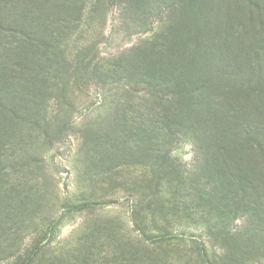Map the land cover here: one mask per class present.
I'll return each mask as SVG.
<instances>
[{"label": "trees", "instance_id": "trees-1", "mask_svg": "<svg viewBox=\"0 0 264 264\" xmlns=\"http://www.w3.org/2000/svg\"><path fill=\"white\" fill-rule=\"evenodd\" d=\"M109 7L118 10L127 36L140 19L135 33L155 31L154 40L124 56L127 76L118 78L122 88L137 90L134 73L144 68L142 84L152 102L148 123L141 125L127 120L123 103L114 102L115 120L101 134L92 131L97 168L109 173L144 164L177 178L179 166L170 157L183 142L193 151L188 176L194 198L219 215L218 231L241 215L264 216V0H0V263L51 264L45 255L53 223L44 230L31 227L39 208L33 185L6 178L19 162L36 164L31 133L44 121L42 105L50 93L61 86L72 93L90 68L87 79L99 75L95 41L75 53L66 55V49L83 19L91 25L97 20L99 28ZM99 84L105 89L107 82ZM35 172L29 169L28 179ZM142 210L138 203L130 208L138 242L185 240L173 235L162 204ZM21 232L30 239L18 247ZM189 240V257L207 260L204 245Z\"/></svg>", "mask_w": 264, "mask_h": 264}, {"label": "rangeland", "instance_id": "rangeland-1", "mask_svg": "<svg viewBox=\"0 0 264 264\" xmlns=\"http://www.w3.org/2000/svg\"><path fill=\"white\" fill-rule=\"evenodd\" d=\"M97 24V20L91 25L83 19L67 44L66 55L95 41L93 63L99 64V75L87 79L90 68L87 78L82 77L72 93L70 88L65 93L60 91L62 86L50 93L42 105L44 121L31 133L37 140L31 147L38 158L36 164H25V158H20L23 162L6 178L20 187L22 183L33 185L39 208L31 227L44 230L53 223L45 258L51 264H133L136 254V264H149L150 259L155 264H264V216L241 215L225 231H218L219 215L200 207L194 198L189 176L195 163L188 144L179 142L172 150L170 161L179 166L181 174L177 178L144 164L123 165L109 173L97 168L92 131L101 134L115 120V101L123 103L124 116L134 125L148 123L152 98L142 84L145 69L138 68L134 73V79L140 81L137 90L122 88L118 78L127 76L123 72L124 56L156 36L155 31L134 32L142 27L141 19L127 36L115 7L107 9L102 26L98 28ZM100 79L107 82L105 89ZM25 149L22 144L19 155ZM29 169L36 170L34 180L26 176ZM82 203L94 206L82 212L66 208ZM136 203L142 211L162 204L173 235L185 240L156 246L138 242V232L129 218L130 208ZM19 235L18 247L28 244L30 237L24 232ZM192 238L204 245L207 260L189 257Z\"/></svg>", "mask_w": 264, "mask_h": 264}]
</instances>
